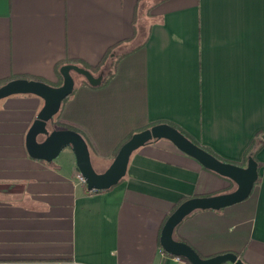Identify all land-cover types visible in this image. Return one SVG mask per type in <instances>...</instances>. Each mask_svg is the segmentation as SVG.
Instances as JSON below:
<instances>
[{"label": "crops", "instance_id": "crops-1", "mask_svg": "<svg viewBox=\"0 0 264 264\" xmlns=\"http://www.w3.org/2000/svg\"><path fill=\"white\" fill-rule=\"evenodd\" d=\"M116 44L130 51L112 78L90 87L72 73L77 86L53 117L83 136L96 171L127 135L159 123L246 166L264 135V0H0V80L53 85L61 65H95ZM42 105L30 93L0 99V264H186L161 248L165 218L181 200L235 184L160 138L131 153L117 184L87 192L71 148L51 161L27 153ZM256 157L244 200L194 210L174 238L201 257L264 264V145Z\"/></svg>", "mask_w": 264, "mask_h": 264}, {"label": "water", "instance_id": "water-1", "mask_svg": "<svg viewBox=\"0 0 264 264\" xmlns=\"http://www.w3.org/2000/svg\"><path fill=\"white\" fill-rule=\"evenodd\" d=\"M72 72L82 75L89 84L96 86L102 80V73L94 75L90 70L76 63L60 66L62 82L52 85L28 78L11 79L0 85V99L14 94H35L43 99V105L36 114L25 136L27 153L37 159L51 161L65 148H71L76 169L85 180L88 190H107L117 184L125 175L131 153L153 139L164 138L179 150L194 157L202 166L229 178L235 187L227 192L211 196H197L184 200L165 220L159 242L161 248L170 255L181 257L190 264H246L237 254L225 252L211 257H201L186 242L173 236L175 227L184 217L197 209H221L244 200L258 179V166L252 157L246 166L225 162L203 149L178 129L167 123L155 124L134 132L117 151L109 165L101 172L94 169L87 142L83 136L68 128L53 127V117L58 113L63 99L74 89ZM264 139V135L262 136Z\"/></svg>", "mask_w": 264, "mask_h": 264}, {"label": "trees", "instance_id": "trees-1", "mask_svg": "<svg viewBox=\"0 0 264 264\" xmlns=\"http://www.w3.org/2000/svg\"><path fill=\"white\" fill-rule=\"evenodd\" d=\"M117 45H114L110 48H108V50L104 53V55L102 56L101 60L95 64V65H89V64H86L84 62H76V64L84 67V68H87L88 70H90L94 75H98L99 73H102V80L100 82V84L96 85V86H93L91 84H89L87 82V80L82 77L79 81L78 84H86L90 87H98L100 85H103L105 84L106 82H108L112 76L114 75V72H115V69H116V65H117V62L118 60L123 56L125 55L127 52H129L130 50L127 48V47H120V48H117ZM129 50V51H128ZM59 72V70H58ZM60 74V73H59ZM19 77H23V78H28V79H35V80H40V81H43V82H46V83H49L48 81L44 80L43 78H40V77H30V76H15V77H11V78H8V79H3V80H0V85L11 80V79H15V78H19ZM62 82V77L60 75V79L54 83L53 85H59L60 83ZM51 84V83H49ZM77 86V83L74 82V89L73 91L75 90ZM69 96H67L65 99H63L61 105L63 104V102L68 98ZM60 110V109H59ZM59 112V111H58ZM57 115V114H56ZM55 115V116H56ZM170 125H172L173 127H175L176 129H178L181 133H183L186 137H188L190 140H192L193 142H195L196 144L200 145L198 142L194 141L186 132H184L182 129H180L179 127L175 126L174 124H171L169 123ZM61 127L63 128H68V129H73L77 132H79L76 128L74 127H71V126H68V125H64V124H60ZM133 134V132H131L129 135H127L120 143L119 145L117 146L114 154H113V158L114 156L116 155L117 151L119 150L120 146L126 141L128 140L131 135ZM264 145V139L263 138H258L257 140H253V142L251 143V145L249 146V148L246 150V154H245V157L248 158V157H252L254 160H256L257 162V166L259 168L260 166V163L256 157L257 155V152L262 148V146ZM203 149H205L206 151L212 153L211 151H209L207 148L201 146ZM258 181V180H257ZM256 181V182H257ZM111 188V187H110ZM92 191H100V190H88L87 189V192H92ZM183 200H181L180 202H178L175 207H177ZM170 215V214H169ZM168 217V216H167ZM167 217L165 218V220L167 219ZM164 220V222H165ZM164 224V223H163ZM172 256H175V255H172ZM181 258V257H180ZM186 264H190L187 260H186ZM226 264V263H224Z\"/></svg>", "mask_w": 264, "mask_h": 264}, {"label": "built area", "instance_id": "built-area-1", "mask_svg": "<svg viewBox=\"0 0 264 264\" xmlns=\"http://www.w3.org/2000/svg\"><path fill=\"white\" fill-rule=\"evenodd\" d=\"M76 178H77V180H78L81 184H85L84 177L82 176V174H81L79 171L76 172ZM175 257H176V259H177L178 261H180V262H182V263H185V260H184V259H181V258L178 257V256H175ZM71 264H79V263H78V262H75V261H72Z\"/></svg>", "mask_w": 264, "mask_h": 264}, {"label": "rangeland", "instance_id": "rangeland-1", "mask_svg": "<svg viewBox=\"0 0 264 264\" xmlns=\"http://www.w3.org/2000/svg\"><path fill=\"white\" fill-rule=\"evenodd\" d=\"M143 36V31H139L138 34H137V37L131 41L132 44H136L140 41L141 37ZM75 76V81L77 82L79 79H81L83 76L80 75V74H77L76 72H72Z\"/></svg>", "mask_w": 264, "mask_h": 264}]
</instances>
